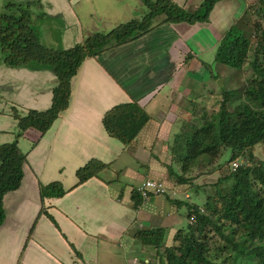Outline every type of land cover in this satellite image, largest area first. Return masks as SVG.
Here are the masks:
<instances>
[{
  "label": "crops",
  "instance_id": "crops-1",
  "mask_svg": "<svg viewBox=\"0 0 264 264\" xmlns=\"http://www.w3.org/2000/svg\"><path fill=\"white\" fill-rule=\"evenodd\" d=\"M82 1L24 3L32 13L38 36L44 35V22L56 17H61L67 29L60 33L62 39L57 46L48 38L45 46L68 49L95 34L106 33L103 29L112 21L114 25L141 21L149 13L140 0L96 5ZM170 1L187 14H194L206 0ZM251 4L249 0H220L214 3L206 21L195 24L164 23L166 15L157 16L146 34L83 60L70 81L67 109L40 139L34 131L17 140L27 157L20 187L3 198L0 264H138L152 260L134 239L139 230L163 228L166 244L170 242L171 231L184 225L182 218L186 215L172 202L194 191L170 181L159 161L163 156L152 155L160 148L152 147L171 134L188 96L203 94L207 91L204 85L216 82L215 49ZM204 69L210 71L205 82L187 76ZM56 84L52 69L32 64L14 69L0 62V144L16 139L19 130L13 110L23 116L29 110L49 109ZM224 86L219 82L218 90ZM168 89L177 97L170 100L171 107L165 114L161 110L169 105ZM217 94L213 88L206 95L213 101ZM157 98L163 99L162 109L150 106ZM133 101L149 120L137 138L126 145L105 132L102 119L112 107ZM26 137L35 142L39 139L36 146L31 148L32 142ZM167 148L163 147L162 153ZM90 160L107 165L102 173L109 175L101 173L77 185L76 171ZM146 179L166 182L176 190L177 197H149L134 208L133 195ZM52 184L58 189L42 196L41 188ZM59 190L63 194L56 196ZM194 196L197 200L198 195Z\"/></svg>",
  "mask_w": 264,
  "mask_h": 264
},
{
  "label": "trees",
  "instance_id": "trees-1",
  "mask_svg": "<svg viewBox=\"0 0 264 264\" xmlns=\"http://www.w3.org/2000/svg\"><path fill=\"white\" fill-rule=\"evenodd\" d=\"M140 1L149 11L141 21L132 20L64 50L44 45L50 41L57 46L61 35L58 33L56 42L45 34L38 36L37 26H32V13L24 4L7 3L0 12V62L14 69L27 64L44 66L53 70L57 80L48 110L29 111L25 116L13 110L12 117L19 128L16 139L0 144V226L5 219L3 198L20 187L24 175L27 152L19 148L17 140L23 133L29 135L34 131L39 134L37 138L41 137L68 107L70 81L83 60L146 34L151 20L163 14L164 23L204 22L218 0H206L194 14H187L169 0ZM60 18L54 19L63 24ZM214 59L217 64L238 72L248 66L253 77L247 78L238 91H231L226 85L221 88L213 99L218 109L211 115L205 107L200 108V102L186 99L187 107L183 108L180 121L192 131L182 129L183 133L174 139L181 146L171 151L166 147L170 157L159 161L174 185L196 190L198 199H192L190 193L189 200L182 197L172 202L186 214L185 225L175 233L172 245H166L163 228L140 230L134 236L150 258L156 256L158 264H264V0H256L247 7L240 22L218 43ZM148 120L146 112L133 101L109 109L102 125L110 137L129 145ZM26 138L32 142L31 148L40 139L35 142ZM242 157L243 164L232 171L231 163ZM106 168L107 165L90 160L76 171L77 185L98 177ZM215 173H218L215 182L198 185L199 177ZM163 184L169 191L174 190L166 182ZM55 187L58 189L57 184L42 187V196ZM62 194L59 190L55 195ZM149 195L170 197L167 192ZM132 200L134 208L143 203L138 192ZM192 215L195 223L190 225ZM138 264L154 262L150 259Z\"/></svg>",
  "mask_w": 264,
  "mask_h": 264
},
{
  "label": "rangeland",
  "instance_id": "rangeland-1",
  "mask_svg": "<svg viewBox=\"0 0 264 264\" xmlns=\"http://www.w3.org/2000/svg\"><path fill=\"white\" fill-rule=\"evenodd\" d=\"M129 1L130 0H83L81 3H94V5H96L95 3H128ZM152 1L155 2L156 0H152ZM169 2L170 3H174L173 1H170V0H169ZM7 3H13V4L14 3H16V4H20V3L21 4H24V3H73V0H0V12H2L4 10V7H5V5ZM184 4H186V3H184ZM211 10L209 11V13L211 12ZM251 19H253V18H251ZM254 19H256V17H254ZM179 22H183V21H179ZM117 25H114V21L108 23L107 28L103 29V30H107V31H105L106 33H104V34H107L111 30L115 29L116 27H119V25L118 26ZM76 28H77V26L74 27V29H76ZM43 31H44V34L47 35V37L51 41H55L56 42V38H57L58 33H64V32L67 31V29H65L63 24H60V23L57 22V20L52 19L50 21H45L44 22ZM1 58H2L1 60H3L4 56H1ZM217 69H219V73H220L219 75H218ZM213 73L216 76L215 77L216 78V82H214V83L213 82H209V84L207 83L206 85H204L206 87L205 90H207V91H203V94L201 92H199V94H195V96H188L189 99L192 98V100H194V101H197V102L199 101L201 103L200 107L201 108L205 107V111L209 115L214 114L212 112L217 111L218 106H217V103H214V100H213V102H212V100H210V101L208 100L209 99V95H206L208 93V91H210V90H212L214 88L215 93H218L217 92V91H219L218 90L219 89L218 83L221 82V83L225 84L229 90L235 92V91H238V89L240 88V85L243 82H245L247 80V78L253 77V73L251 71V68L248 67V66H245L244 69L241 72H238L237 70H233V69H230L227 66H222V65L218 64L214 68V72ZM187 76L189 78H191V79L193 78L195 81L202 79L205 82L204 79L210 76V71L204 69V70H201L200 72H198L195 75L194 74H187ZM182 91H183V89L181 90L180 94L182 93ZM166 95H168L169 105L165 106L163 108V110H161V111H163L161 113H165V114L168 113V110L171 107L170 100L174 101V99H176V97H177V94L174 93L173 90H171V89H168V91L166 92ZM201 95H204V99H200ZM170 97H171V99H170ZM163 103H164L163 99L157 98V99H155L152 102V104L150 106L153 105V106H157L159 109H162L161 107H162ZM185 104H186V102H185ZM152 107L149 108V109H152ZM184 107L186 108L187 104L184 105ZM188 109L191 110V108H188ZM198 123H200V122H198ZM182 129L185 130L186 132L192 131L186 125H184L182 121H177L174 124V126H173V130H172L171 134H168V136L166 137L165 140L162 139L164 142L163 141H159V142L156 143V145H154V147H152V150H155L156 148H160V150L158 149L157 151H153L152 155H154V157H158V158L162 155L163 156V161L168 159L170 157V154L166 153V152L162 153V151H163L162 148L166 146V147H169V149L171 151V149L173 147L181 146L180 144L175 143L174 139H175L176 136L181 135L183 133ZM254 155H255V153H254ZM240 160L243 161L245 159L242 157V158H240ZM107 175H109V173H107V172L102 173V176H104V177L107 176ZM217 179H218V173H215L210 178L206 177L201 183L203 185H204L205 182L213 183ZM207 190L209 192V189H207ZM194 194L196 195V190H194V193L191 194L192 199H196V196H194ZM182 219L184 221L185 217H183ZM71 225H74V223H72ZM82 226H83V223L81 224V227ZM80 228H78L79 235L81 233V229ZM179 228H177V230ZM177 230L176 231H171V236L172 237L170 238L171 239L170 242H168V244H166L167 246L172 245L173 237H174L175 233L177 232ZM167 240H169V239H167ZM213 242H214V240H213ZM213 246L214 245L212 244V247ZM133 250L137 251V248H134ZM152 256H153V258L152 257L151 258H152L154 264H158V259L156 258V256L155 255H152Z\"/></svg>",
  "mask_w": 264,
  "mask_h": 264
},
{
  "label": "built area",
  "instance_id": "built-area-1",
  "mask_svg": "<svg viewBox=\"0 0 264 264\" xmlns=\"http://www.w3.org/2000/svg\"><path fill=\"white\" fill-rule=\"evenodd\" d=\"M240 163L238 162H233L232 163V170L235 171L238 167H239ZM142 190V195L146 198L148 196V194L152 193L154 195H158V194H164L167 192V189L165 188V186H163L160 183H156L153 181H146L145 185L141 188ZM195 221V217L192 216L190 219V223H194Z\"/></svg>",
  "mask_w": 264,
  "mask_h": 264
},
{
  "label": "clouds",
  "instance_id": "clouds-1",
  "mask_svg": "<svg viewBox=\"0 0 264 264\" xmlns=\"http://www.w3.org/2000/svg\"><path fill=\"white\" fill-rule=\"evenodd\" d=\"M219 1V0H218ZM218 1H216V2H218ZM249 1H252V4L253 3H255L256 2V0H249ZM215 2V3H216ZM242 19V18H241ZM240 19V20H241ZM240 20L238 21V23L240 22ZM237 23V24H238ZM7 67V66H6ZM57 85V84H56ZM55 88V87H54ZM54 90V89H53ZM52 97H53V93H52ZM52 104V103H51ZM51 107V106H50ZM67 109V108H66ZM65 109V110H66ZM48 110V109H47ZM29 111H35V110H29ZM29 111H27L26 112V114L29 112ZM46 111V110H45ZM45 111H36V112H45ZM19 114V113H18ZM25 114V115H26ZM20 115V114H19ZM25 115H23V116H25ZM21 116V115H20ZM56 120V119H55ZM16 123H17V121H16ZM18 125V124H17ZM18 127V126H17ZM18 130H19V128H18ZM24 135H26V133H23V135H22V137L24 136ZM235 162H238V163H240V165H239V167L243 164V161H241V160H237V161H235ZM231 168H232V163H231ZM233 171V170H232ZM211 177V176H210ZM209 176H208V178H210ZM205 178L204 177H199L198 178V185H203L201 182L204 180ZM148 180H150V181H153V182H156V183H160V184H162L163 186H164V184H163V182L162 181H156V180H152V179H146L144 182H143V184L138 188V190H137V192L140 194V196H141V198L143 199V201H146L149 197H150V195L148 194V196L145 198L143 195H142V190H141V188L145 185V182L146 181H148ZM205 183H210V182H205ZM204 183V184H205ZM166 188V187H165ZM167 189V188H166ZM167 193L170 195H172V197H175V196H177V192L176 191H174V190H171V191H169L168 189H167ZM185 198H189V195H185L184 196ZM192 216H194L195 217V215H192ZM191 216V217H192ZM191 219V218H190ZM190 219H189V224L190 225H192L191 223H190ZM194 223H195V221H194ZM140 231V230H139Z\"/></svg>",
  "mask_w": 264,
  "mask_h": 264
}]
</instances>
